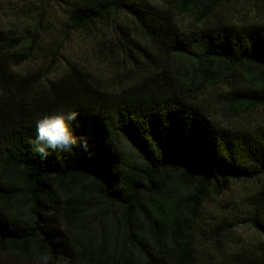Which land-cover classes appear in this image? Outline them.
Masks as SVG:
<instances>
[{"label": "trees", "instance_id": "obj_1", "mask_svg": "<svg viewBox=\"0 0 264 264\" xmlns=\"http://www.w3.org/2000/svg\"><path fill=\"white\" fill-rule=\"evenodd\" d=\"M55 1L71 3L74 30L129 15L177 61V82L109 92L72 68L45 84L13 71L30 57L42 18L21 35L0 29V264L10 257L38 264L41 254L51 264H196L193 235L204 202L264 174V130L218 123L190 98L241 69L252 83L228 90V103L242 111L264 104V23L183 31L172 18L191 11L202 21L222 0ZM57 110L79 113L70 124L88 138L91 155L77 147L44 160L32 151L37 120ZM263 210L264 188L246 219L264 234ZM90 213L110 220L112 232L87 241ZM234 257L227 264H264V243Z\"/></svg>", "mask_w": 264, "mask_h": 264}, {"label": "rangeland", "instance_id": "obj_2", "mask_svg": "<svg viewBox=\"0 0 264 264\" xmlns=\"http://www.w3.org/2000/svg\"><path fill=\"white\" fill-rule=\"evenodd\" d=\"M42 1L0 0V29L4 31L21 35L42 18L36 45L26 61L13 67L16 74L40 76L47 84L75 68L90 85L109 92H126L144 82H177V61L167 59L129 15L118 13L89 28L74 30L68 26L71 3L49 0L42 6ZM153 1L170 5L164 0ZM172 18L183 31L220 23H264V0H222L202 21L191 11L175 10ZM51 61L53 66L48 70ZM250 83L252 79L245 71L234 69L207 83L190 99L225 126L264 130V104L242 111L232 108L226 99L228 90ZM126 146L128 155L136 159V153L128 143ZM263 188L264 174L253 180L234 181L221 195L207 198L193 235L196 264L232 263L235 253L264 243V234L246 221ZM261 216L264 219V210ZM88 221L87 241H97L101 233L108 235L114 228L110 220L99 221V216L91 213ZM9 259L8 264L31 263L20 257Z\"/></svg>", "mask_w": 264, "mask_h": 264}, {"label": "clouds", "instance_id": "obj_3", "mask_svg": "<svg viewBox=\"0 0 264 264\" xmlns=\"http://www.w3.org/2000/svg\"><path fill=\"white\" fill-rule=\"evenodd\" d=\"M78 116L79 113L75 111L65 113L63 110H57L38 119L36 138L30 141L32 151L44 160L56 151L74 154L77 147L91 155L88 138L76 136L71 127L70 122L76 121ZM51 261L50 255L41 254L38 264H51Z\"/></svg>", "mask_w": 264, "mask_h": 264}]
</instances>
